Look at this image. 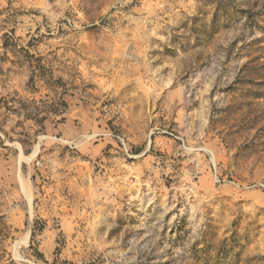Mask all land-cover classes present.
<instances>
[{"label":"rangeland","instance_id":"rangeland-1","mask_svg":"<svg viewBox=\"0 0 264 264\" xmlns=\"http://www.w3.org/2000/svg\"><path fill=\"white\" fill-rule=\"evenodd\" d=\"M0 264H264V0H0Z\"/></svg>","mask_w":264,"mask_h":264},{"label":"bare ground","instance_id":"bare-ground-1","mask_svg":"<svg viewBox=\"0 0 264 264\" xmlns=\"http://www.w3.org/2000/svg\"><path fill=\"white\" fill-rule=\"evenodd\" d=\"M29 236L27 237L26 241L28 240ZM21 247V244H19L16 248V255L18 256V251H19V248Z\"/></svg>","mask_w":264,"mask_h":264},{"label":"trees","instance_id":"trees-1","mask_svg":"<svg viewBox=\"0 0 264 264\" xmlns=\"http://www.w3.org/2000/svg\"><path fill=\"white\" fill-rule=\"evenodd\" d=\"M44 119H41L40 121H38L39 123H42Z\"/></svg>","mask_w":264,"mask_h":264}]
</instances>
